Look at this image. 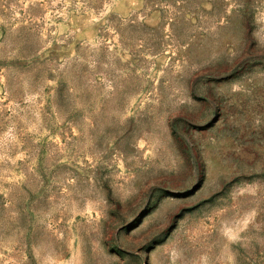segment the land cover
I'll use <instances>...</instances> for the list:
<instances>
[{"label":"rangeland","instance_id":"1","mask_svg":"<svg viewBox=\"0 0 264 264\" xmlns=\"http://www.w3.org/2000/svg\"><path fill=\"white\" fill-rule=\"evenodd\" d=\"M0 264H264V0H0Z\"/></svg>","mask_w":264,"mask_h":264}]
</instances>
